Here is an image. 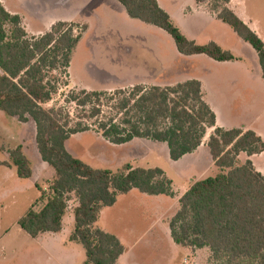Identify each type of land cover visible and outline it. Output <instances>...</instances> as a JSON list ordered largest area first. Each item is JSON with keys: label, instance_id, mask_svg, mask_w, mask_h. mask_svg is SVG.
<instances>
[{"label": "trees", "instance_id": "trees-1", "mask_svg": "<svg viewBox=\"0 0 264 264\" xmlns=\"http://www.w3.org/2000/svg\"><path fill=\"white\" fill-rule=\"evenodd\" d=\"M117 1L130 18L166 32L181 55H205L217 62L235 60L213 42L197 45L188 40L156 0ZM219 1L214 7L217 18L257 53L264 79V42L227 7L231 0ZM75 26L58 22L42 36L31 37L21 18L0 3V112L21 123L34 122L39 156L54 170L45 190L36 185L40 196L17 224L33 239L59 233L73 195L77 205L69 240L83 247L82 264H118L125 249L114 235L96 226L101 211L131 190L172 197L173 189L159 168L127 164L117 172L94 169L66 150L70 136L90 131V125L80 122L71 127L63 107L45 109L42 105L59 90L48 81V74L60 67L69 77L71 53L85 29L74 35ZM116 93L119 118H99L103 92L71 89L65 102L79 108L92 105L89 117L96 118L97 132L109 143L122 145L134 138L165 143L173 162L196 151L207 129H213L207 147L219 173L194 182L179 199V209L169 222L173 242L191 250L207 248L212 264H264V175L250 160L238 163L240 153L247 157L261 154L262 139L251 130L216 127L197 80L166 87L137 85ZM8 155L4 165L15 168L18 178L29 179L32 168L22 147Z\"/></svg>", "mask_w": 264, "mask_h": 264}, {"label": "rangeland", "instance_id": "rangeland-1", "mask_svg": "<svg viewBox=\"0 0 264 264\" xmlns=\"http://www.w3.org/2000/svg\"><path fill=\"white\" fill-rule=\"evenodd\" d=\"M157 1L163 10H168L174 14L175 21H173V24L179 30L180 28L185 30L176 14L180 12L183 5L189 6L190 0ZM238 2L246 17L252 21L253 26L256 23L258 32L264 39V0L235 1V3ZM3 3L8 8H17L24 12L26 14L25 18L29 25L33 26V30H42V23L45 26V20L54 17H71L78 21H84L88 25V30L79 39L71 53L69 74L73 85L82 83L94 88L93 90H103L117 88L129 82L136 83L143 79L157 82L152 78L160 76L161 73L165 74L164 70L166 68L169 69L173 66L177 69L179 65L181 67L187 61L183 60L186 58L178 54L172 38L166 32L130 18L117 0H3ZM26 4H29V6H26ZM219 4V0H208L203 3V6L216 14L214 7ZM35 13L46 16L38 19ZM40 20H44V22L41 23ZM215 24L218 26L217 31H219V27H222L223 31L231 35V40L226 41L232 46L231 48H234V53L242 54L246 59L244 58V66L238 65L235 68L216 67L214 70L222 73L229 71L249 73L250 78L246 82L251 85L252 92H247L244 98L247 102L251 100L247 103L248 105L243 104V108L239 104V108L245 112L241 120H250L261 114L260 123L264 124V80L261 78L258 61L256 60L255 64L248 55L249 53L236 45V41H240V38L230 27L222 22H215ZM74 25H76L73 28L74 35L80 33L81 28L84 29L83 26ZM207 27L209 28L206 29V32L197 39V44H205L208 41L209 34H207V31L213 30L210 29L212 27L209 25ZM75 29H77L76 33L74 32ZM224 44L226 46V43ZM170 76V74L164 75V78ZM70 78L68 75L64 76L60 67L48 74V81L52 85H57L59 90L49 103L42 105L45 109L63 107L64 115L68 114L70 117L71 127L80 122L90 125V131L72 135L66 141L65 147L69 154L94 169H108L117 172L123 164L129 163L135 167L145 169L159 168L177 185L188 182L186 175L183 176L184 171L181 166L171 164L167 152L161 144L158 143L159 148L157 150L145 151L142 155L135 156L137 153L132 155L134 148L123 150L106 141L100 135V132H97L96 118L89 117L92 105L79 108L73 103L65 102L66 96L71 90L70 84L68 87L65 84L69 83ZM118 90L125 89L103 92L106 96L100 100L99 107L102 116L99 118L120 117L119 111L115 108L120 101L119 95L116 93ZM261 93L262 95H260ZM35 135L36 129L33 121L29 120L27 123H21L17 118L8 117L0 112V160H3L0 164L9 161L7 152L11 146H16L20 141L24 143L34 171L31 181L28 179L19 180L15 175L14 178H10L9 172L0 167V200L4 199L5 191L8 192V188L17 183L29 186L31 182L38 181L37 185L45 190L52 181L54 170L43 163L39 157ZM162 144L168 151L167 145ZM136 152H139L138 149H136ZM32 154L37 155L36 161ZM203 160V167L207 169L209 162H206V158H203ZM245 160L246 156L242 155L240 161L244 162ZM255 161L257 166L262 168L264 172V155L255 158ZM218 171L216 167L212 166L206 170L205 176H215L219 173ZM32 183L30 187L34 185ZM4 185H7L6 188H4ZM135 193L139 192L136 191ZM37 195L38 192L34 188L16 193L11 191V197L4 199V203L0 204V264H82L85 261L83 247L68 240L74 229L72 212L77 205V200L73 195L70 196L68 202V209L63 220V229L57 234L54 243L53 239L48 241L47 237L33 239L17 225L18 218L25 214ZM121 199L117 208L111 212L112 227L116 232L127 235L128 239L125 242L131 243L150 226L153 213L145 215L144 213L147 212L145 208L133 198ZM156 211L160 212V210ZM169 222V217H166L165 223ZM96 226H99V224L96 223ZM161 226L162 223H158L151 235L157 231H159L158 234L160 231L163 232ZM150 236L142 240V243H145ZM165 238L162 235L161 239L158 238V249H163L161 247L165 245ZM187 263L212 264L209 250L203 248L197 255L189 254Z\"/></svg>", "mask_w": 264, "mask_h": 264}, {"label": "crops", "instance_id": "crops-1", "mask_svg": "<svg viewBox=\"0 0 264 264\" xmlns=\"http://www.w3.org/2000/svg\"><path fill=\"white\" fill-rule=\"evenodd\" d=\"M235 1L236 0H231L230 3L227 5V7L230 10H232L233 13L240 20H242L253 32H255L259 36V38H261V40L264 42V39L261 37V35L258 32L256 23H255V26H253L252 21H250L246 17L243 9H241V5H239V2L235 3ZM0 3L2 4V6L5 8L7 12H9L12 15H18L21 18L22 27L24 28L26 33L32 37L42 36L44 33L48 32L55 23L60 22V21L77 24V25L85 27L84 29L85 31L83 32L81 38L84 36L86 31L88 30V25L84 21H78V20L72 19L71 17L69 18L68 17H54L49 20H45V26H44V23H42L44 22V20H40V22L42 23L43 29L33 30V26L29 25V22L25 18L26 14L24 12H22L20 9H17V8L15 9L12 7L8 8L3 3V0H0ZM157 3L159 7L161 8L158 1ZM26 6H29V4H26ZM165 12L169 15L172 22L175 21L174 20L175 16L172 12H169L168 10H166ZM35 14L37 15L36 17L38 19L44 18L46 16V15L41 16L42 14L40 13H35ZM176 15H177V19L182 23L185 29V30H181L182 28H180V31L188 40L193 41L197 44V39L206 32V29L209 28L207 26L209 25L210 27H212L210 29H212L213 31L211 30L207 31V34H209L208 35L209 38L205 44H208L210 42L215 43L222 50L230 52L235 57V60L229 61V62H217L205 55L184 56L178 53L181 56H183V58H186V59L182 58L183 60H187V61L184 63L182 62L183 66L180 67L179 65L177 69L176 67L174 68L173 66H171L169 69L166 68L164 70L165 74L161 73L160 76H158L159 79L158 77H153L152 79H154L157 82L147 81L143 79L136 83L129 82L117 88H109V89H103V90H93L94 88H91L82 83L73 85L71 78H70L69 69H68V74L70 78L69 79L70 88L74 90H85L88 92H106V91H111L115 89H128V88H131L137 85L146 86V87L147 86H159V87L174 86L178 83H183V82L190 81V80H197L200 82L201 92L203 95L204 102L208 105L210 110L215 115V126L216 127L224 129V130L239 129L244 132L251 130L254 133H256V135L259 136L264 142V124L260 123L261 114L251 118L250 120H241L245 114L244 110L241 108H243L244 105L245 106L248 105L247 103H249V101L251 100L250 99L247 102L244 98L247 92L248 93L252 92L251 85L246 82V80L247 79L249 80L250 78L249 73L247 72L237 73L235 71L234 72L229 71V72L222 73V72H217L216 70H214L216 67L235 68L238 65L244 66V63H245L244 58L246 59V57L243 56L242 54L241 55L235 54L233 51L234 48H231L232 46H230L227 43V41L231 40V35L223 31L222 27H219V31H217L218 26L215 24V22H222V21H220L217 18V15L213 11L209 10L206 6H203V4H197L195 0L193 1L190 0L189 6L183 5L180 9V12H178ZM217 32L219 33L216 34ZM239 40L240 41H236V45L242 47L243 50L247 51L249 53L248 55L251 57V59L253 60L255 64H256V60L258 61V64H259L257 53L253 50V48L248 43H245L242 39H239ZM224 43H226V46H224L225 45ZM205 44H197V45H205ZM176 70H177V73H176ZM260 72H261V69H260ZM168 74H170L171 76L169 78L168 77L164 78V75H168ZM261 78H262V74H261ZM243 80H245V82H243ZM260 95H262V93ZM239 104H241V108H239ZM212 132H213V129H207L206 134L203 138L202 144L193 153L185 155L184 157H182L180 160L176 162L171 161L169 158L171 164H177L181 166V169L184 171L183 176L186 175V178L188 179L187 180L188 182H184V184L177 185L171 179H169L167 174L163 171L167 179L171 181L172 189H173L172 197L165 196V195L150 196L147 194H142L140 192L135 193L137 190H131L129 193L119 196L116 203L112 207L104 208L101 211L99 220L97 222L99 224L98 228H100L104 232L114 235L125 249L124 254L121 255L118 259V264H189L187 263V256L189 254L197 255L198 252L202 250V249L191 250L189 248L176 245L171 238L169 223H165V218L169 217L170 220L173 218V216L179 209V199L187 192L189 187L194 182L206 178L205 174L208 168H211L212 166L215 167L214 162L210 156L209 149L207 147V142ZM159 144L163 146V149L165 150V152H167V156L169 157L168 151H166V147L162 143H159ZM159 144L158 142H153V141L146 140V139L134 138L132 141L126 144L113 145V146L119 149H123V150L134 148L135 150L132 151V155H135V153H137V155L135 156H140L145 151L157 150L159 148L158 147ZM18 146L22 147L23 153L30 161L31 168H32V176L28 180L31 181V179L34 176L33 164L30 160V157L26 153V148L24 146V143L19 141L16 146L14 147L11 146L9 151L13 150L14 148ZM136 149H138L139 152H136ZM8 152H7V156L9 157ZM242 155H245L246 160H250L254 168L258 172H260L262 175H264L263 169L258 167L255 161V158L264 155V151L261 154L255 155L252 157H247L245 153H240V155L238 156L239 164H243L246 161V160L244 162L240 161V158L242 157ZM32 156L34 160L36 161L37 155L32 154ZM203 158H206V162L207 161L209 162V166L207 169L203 167V162H204ZM1 161L3 160H0V162ZM127 164L130 165L132 168H141V167H135L129 163L123 164L122 167ZM0 165H1L0 166L1 168H4L9 172L10 178H14V175L17 177L15 168L7 167L4 164H0ZM18 179L21 180L20 178ZM37 182L35 183L31 182L32 184H34L32 185V187H30L31 183L29 186L22 185L21 183H17L13 186H10L8 188L9 191L8 192L5 191L4 199H9L11 197V191H14L16 193L18 191H24V190H28L29 188H34L38 192V195H37V198L30 204L29 206L30 208L40 196V192L36 188V185L38 184ZM4 186H5L4 188H6L7 185H4ZM121 198H133L136 201H138V203H140L143 206V208H145V210L147 211L144 213L145 215L153 213L152 214L153 220L150 226L145 230V232H143L142 235H139L131 243L125 242L128 239L127 235L116 232V230L112 227L111 212L117 208V206L120 203V200H122ZM4 199L0 200V204L4 203L3 202ZM28 209L26 210V212L28 211ZM156 210L158 211L160 210V212H157ZM20 218H18V220ZM114 219L116 218L114 217ZM102 222H103V225H102ZM158 223H162L161 228L163 229V232L160 231V233L158 234L159 231H157L156 233H153V235H151L152 231L156 228ZM62 229H63V223H62ZM59 233H44V234L39 235L37 238L47 237L46 239H48V241L53 239V243H54L57 239V234ZM161 235L164 238H165V235L167 237L165 238L164 247H161L163 249L160 250L158 249L157 241L161 239ZM148 236H150V238H148V240L145 243H142V240L146 239ZM69 237H68V240H69Z\"/></svg>", "mask_w": 264, "mask_h": 264}, {"label": "built area", "instance_id": "built-area-1", "mask_svg": "<svg viewBox=\"0 0 264 264\" xmlns=\"http://www.w3.org/2000/svg\"><path fill=\"white\" fill-rule=\"evenodd\" d=\"M75 33L77 32V29H75V31H74Z\"/></svg>", "mask_w": 264, "mask_h": 264}]
</instances>
